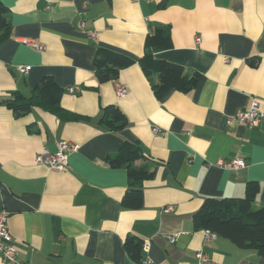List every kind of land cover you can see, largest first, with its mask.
<instances>
[{
  "label": "crops",
  "instance_id": "0c3cea01",
  "mask_svg": "<svg viewBox=\"0 0 264 264\" xmlns=\"http://www.w3.org/2000/svg\"><path fill=\"white\" fill-rule=\"evenodd\" d=\"M0 1L10 21L9 36L0 43V211L9 213V233L22 260L196 264L202 252L218 264H264L255 251L192 224L206 198L242 197L249 181L259 185L254 207L264 205V117L255 127L229 122L253 102L264 113V0ZM164 27L171 47L154 58L200 79L187 93L172 89L157 99L137 61L147 35ZM98 47L135 63L116 80L99 83L92 64ZM18 65L30 71L21 74ZM44 76L63 89L60 106L79 120L64 122L39 107L14 118L4 104L13 92L29 97ZM117 85L124 86L123 97L116 96ZM73 86L79 92L68 94ZM108 105L125 115L123 129L99 124ZM154 127L161 133L153 134ZM124 142L136 144L144 159L110 167L107 158ZM60 143L78 146L64 170L35 162L36 154H55ZM235 158L246 167L216 165ZM145 164L152 178L141 186L143 206L124 209L127 170ZM130 235L149 243L142 249L145 263L127 254Z\"/></svg>",
  "mask_w": 264,
  "mask_h": 264
},
{
  "label": "trees",
  "instance_id": "16d2710c",
  "mask_svg": "<svg viewBox=\"0 0 264 264\" xmlns=\"http://www.w3.org/2000/svg\"><path fill=\"white\" fill-rule=\"evenodd\" d=\"M9 9L0 1V43L9 36ZM171 47V36L168 27L157 28L147 35L144 42V53L137 61L140 70L150 82L153 94L157 99L167 91L187 93L196 86L200 75L197 72L188 74L181 65L165 62L154 58V54ZM92 64L99 83L116 80L118 74L135 62L121 53L98 47ZM250 66H255L256 60H249ZM157 76V82L151 78ZM29 97L13 92V99L4 104L14 118H21L29 114L33 107H39L52 114L61 121H77L80 117L64 110L60 106L63 89L58 86L54 78L44 76L31 91ZM102 115L99 124L107 130L118 131L127 125V119L115 105L101 108ZM144 159L143 152L136 144L124 142L117 154L107 158L112 168L130 165ZM129 189L121 199L124 209L137 210L143 206L142 184L152 178L149 164L127 170ZM259 193L256 182L246 183L242 197L235 198H206L192 217V224L196 231L206 230L216 236L227 238L237 247L253 250L264 257V205L254 207ZM143 242L140 238L130 235L124 240V247L129 257L137 263H145L146 256L142 252Z\"/></svg>",
  "mask_w": 264,
  "mask_h": 264
},
{
  "label": "built area",
  "instance_id": "2783aa9c",
  "mask_svg": "<svg viewBox=\"0 0 264 264\" xmlns=\"http://www.w3.org/2000/svg\"><path fill=\"white\" fill-rule=\"evenodd\" d=\"M49 2V1H47ZM91 37H95V33H90ZM197 41H199L197 39ZM25 44L31 45L36 47L37 50L42 51L44 47L42 45H37L32 40H25ZM16 70L21 74H27L30 71L29 66L18 65L16 66ZM68 94H76L79 92V89L75 86L68 87L65 89ZM126 93L124 86L117 85L116 86V96L123 97ZM264 117V113L262 112L261 108L257 102H253L248 109L238 111L231 118H229V122H237L238 124L247 125L249 127H255ZM153 134L161 133V129L158 127L152 128ZM78 148L77 145L71 143H60L58 145L57 151L54 153H49L46 149H43L40 153L36 154L35 162L37 164L47 165L48 168L56 171H62L67 166V158L69 153L76 151ZM217 166L223 167L227 170H237L246 167V162L242 158H235L232 161L221 160L218 161ZM172 210L171 207H168L166 211ZM8 216L9 213L5 210L0 211V259L4 264H30L22 260L19 256V249L15 246L11 234L9 233L8 228ZM175 237H169L171 242H173ZM149 248V243H144L142 249L146 252ZM146 262V261H145ZM196 264H218L214 261L210 260L209 257L205 254L200 252L197 255Z\"/></svg>",
  "mask_w": 264,
  "mask_h": 264
}]
</instances>
